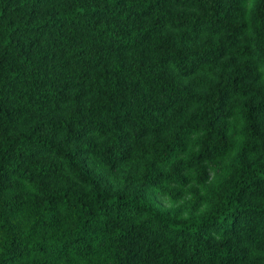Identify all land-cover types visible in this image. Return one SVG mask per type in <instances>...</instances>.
Returning a JSON list of instances; mask_svg holds the SVG:
<instances>
[{
	"label": "trees",
	"instance_id": "trees-1",
	"mask_svg": "<svg viewBox=\"0 0 264 264\" xmlns=\"http://www.w3.org/2000/svg\"><path fill=\"white\" fill-rule=\"evenodd\" d=\"M0 264H264V0H0Z\"/></svg>",
	"mask_w": 264,
	"mask_h": 264
}]
</instances>
